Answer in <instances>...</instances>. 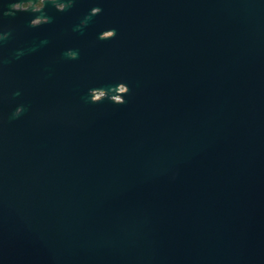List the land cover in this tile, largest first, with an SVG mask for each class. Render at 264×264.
Listing matches in <instances>:
<instances>
[{
  "label": "water",
  "instance_id": "95a60500",
  "mask_svg": "<svg viewBox=\"0 0 264 264\" xmlns=\"http://www.w3.org/2000/svg\"><path fill=\"white\" fill-rule=\"evenodd\" d=\"M35 1L0 0V264H264V0Z\"/></svg>",
  "mask_w": 264,
  "mask_h": 264
},
{
  "label": "flooded vegetation",
  "instance_id": "af4514ba",
  "mask_svg": "<svg viewBox=\"0 0 264 264\" xmlns=\"http://www.w3.org/2000/svg\"><path fill=\"white\" fill-rule=\"evenodd\" d=\"M31 2L30 1H26V2H22L20 7L22 9L26 8ZM51 4L53 5L54 10L56 11H60L63 6H64V2L63 1H52ZM18 5V4H17ZM16 5V7H18ZM44 6V3L42 0H36L33 3V9L34 10H39L41 11V8ZM90 15H94L95 16V20L93 22V27H95L96 29H99L100 31H98V36L100 38H106L109 37L113 34V27L116 26L115 21H114V15H112V22L109 23L108 22V18H109V14L105 13L103 10L99 9L98 7H93L91 8V10L89 11ZM40 20H47L46 16L40 17V16H36L35 18H33L31 20V22L33 23H38ZM84 20L80 21V25H84Z\"/></svg>",
  "mask_w": 264,
  "mask_h": 264
}]
</instances>
